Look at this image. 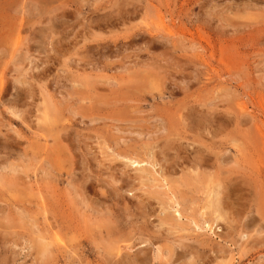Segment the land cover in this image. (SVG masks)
<instances>
[{"label": "rangeland", "instance_id": "374dc122", "mask_svg": "<svg viewBox=\"0 0 264 264\" xmlns=\"http://www.w3.org/2000/svg\"><path fill=\"white\" fill-rule=\"evenodd\" d=\"M22 4H27L26 8L20 7ZM122 11L136 12V16L115 25H93L105 13ZM48 26L51 28L43 37L40 53L32 43V33ZM129 30L134 36L127 38ZM115 39L117 46L110 42ZM84 45L95 46L93 55L83 53ZM100 46H107L108 50L103 51ZM18 53L28 56L32 65L38 68L25 75L29 97L24 105L17 104L16 108L22 116L29 118L34 129L40 128L43 123L38 109L43 95L55 93L53 102L63 111V120L72 118L79 139L88 149L91 168L99 173H107L98 162L106 160L110 153L106 145L101 144L106 133L120 138L124 149L146 156L149 151H154L151 146H158L160 142L174 140L183 147L190 143L181 139V134L190 136L181 126L167 125L164 111L170 110L171 114L178 105L188 103L199 110L225 115L221 125L218 124L221 119L211 120L210 116L212 128L219 125V130L212 138L206 132H198L197 140L216 142L214 152L231 161L224 164L225 169L232 170L235 165L229 178L236 182L233 193L237 198L233 210L220 211L221 216L214 217L215 220L205 216L206 221L199 209L206 194L195 193L192 188L185 200L182 194L180 196L181 191H187L176 184L181 167H176L175 174H166V164L160 159L153 168L146 166L143 173L134 171L124 160L116 161L118 170L123 169L129 176L140 177L138 174L141 173L142 177L133 182L122 176L126 180L123 190L118 191V204L113 208L119 213L128 209L129 214L124 217L125 224L116 236L107 238L102 228L91 227L94 218L67 186V164L63 163L59 168L50 161L52 158L47 150L51 146L50 138L31 135L26 141L23 136L8 133L19 142L18 148L26 159L22 162L14 156L6 158L7 163L19 166L17 174L22 178L15 187L0 184V264H111L107 261L117 253L112 249L113 240L116 241L113 246H119L122 253L132 256L139 252L138 256L147 258L148 264L172 261V241L185 243L183 245L189 246L187 251L192 254L186 256L185 262L180 260L177 264H264V151H261L264 150V0H0V97H6L7 88L18 77L11 72L12 65L8 62ZM86 56L91 57L88 58L91 62L86 61ZM74 74L91 75L93 87L98 90L86 97L87 88L73 80ZM130 74L140 77L129 88L131 97L127 100L120 97L130 109L122 120L116 121L118 117L110 113L112 95L105 96L111 88H117L114 78L129 77ZM37 76L43 79L38 80ZM170 90L173 92L168 94ZM94 93L104 95L103 99L108 102L104 101L101 107L108 116L116 118H102L96 115L95 108L93 113L88 110L90 103L98 102ZM142 96L144 99L140 100ZM240 105L247 108L246 115L241 112ZM2 112L5 121L6 113ZM173 118L178 120L179 116ZM18 124L14 120L13 129L19 131ZM3 134H6L5 129H0V138ZM210 161H213L212 156ZM49 162L54 166L52 174L44 172L43 164ZM93 193L104 199L97 189H93ZM167 197L179 202L178 205H172ZM162 204L169 206L165 207L170 213L175 209L183 213L180 218L173 216L175 221L172 223L176 225L161 223ZM19 208L24 209L22 216L16 214ZM250 222L260 226L261 230L255 232L254 228H249L250 232L245 227ZM32 225L39 231L38 236L43 239L48 252H42L38 247V236L32 234ZM243 226L247 229H242ZM176 251L184 253L179 248Z\"/></svg>", "mask_w": 264, "mask_h": 264}, {"label": "bare ground", "instance_id": "6f19581e", "mask_svg": "<svg viewBox=\"0 0 264 264\" xmlns=\"http://www.w3.org/2000/svg\"><path fill=\"white\" fill-rule=\"evenodd\" d=\"M20 2H21V0H20ZM24 5L25 4H22V5H20V7L23 6V7L26 8V5L27 4L25 6ZM14 8L16 9V7H14ZM130 11H132V9ZM26 14H27V16H29V14H30L29 11ZM135 14H136V12L135 13L134 12H124L123 13V11L122 12H115V13L108 12V13L103 14L100 17L99 20L97 19L96 22H94L93 25H95V27L96 26L104 25V27H105L106 25H115L117 23H123V22L127 21L128 18H131L132 16H136ZM62 18H64V17H62ZM20 20H22V19H20ZM53 21H55V20H53ZM33 23L35 24V22H33ZM43 27H44V25H43ZM50 28L51 27H49V26L47 28H45V29L44 28H40L39 30H35L36 32H33L32 33V39L31 40H32V43H33L36 51H39L40 53H42V51H43V45H44L43 37L45 36L46 32L50 30ZM169 30H171V29H169ZM180 32H182V31H180ZM28 33H30V32H28ZM127 33H128L127 34L128 35L127 38H130V37L134 36V32L132 30L127 31ZM173 34H175V33H173ZM187 34H189V33H187ZM110 42H111L112 45L117 46L116 45L117 44V40L116 39L115 40H111ZM206 42H204V43H206ZM33 45H30V46H33ZM190 45H192V44L190 43ZM47 46H49V45H47ZM24 47H25V45H24ZM105 47L100 46V49H102V50L103 49L108 50L107 49V46H105ZM93 48L95 49V46L94 47H90V46H85L84 45V48L82 49V51H83V53H89L90 55H93V51H94ZM197 49H199V48H197ZM26 50H28V49H26ZM113 50H111V51H113ZM18 52H19V50H18ZM8 53H7V55H8ZM96 53L97 52H95V54ZM108 53H110V52H108ZM117 53H118V51H117ZM21 54L18 53V54H15L13 56V58H11V59L8 58V59H10L8 61L9 64L11 62V65H12V71L11 72L18 74V77H16L15 79L13 78L14 79L13 80V84H11V86L7 88V91L8 92L6 94V97L5 96L4 97H0V129H5V131H6V134H3L1 136V138H0V141H1L0 142V154L3 155V156H0V184L1 185L2 184H7L8 187L9 186L15 187V185H18L17 184V181L18 180H21V178H22V177H20V175L17 174V168L19 166L18 165L17 166L16 165H12L13 163L12 164L7 163V159L6 158L9 157V159H10L11 156H14L15 158H17L18 160H20L22 162L26 159L24 153H22L19 150V148H18L19 142H17L8 133H12L15 136L20 137V138H22V136H23V139H25L26 141H29V139H30L29 136L35 135L36 137L40 136V137H43L44 139L50 138L51 146L47 149L50 152V156L52 158L50 161L53 163V165L55 164L59 168L63 165V163L67 164V167L68 168H67V170L65 172V181L67 183V186L72 190L73 196L76 198V200L78 201V203L81 204L87 211H89L90 212V215L94 218V221L95 222L92 223V226L91 227H96V228L99 227V228H102L105 231V236L107 238H110V236H116V234L119 232V230L121 229V227L125 224L124 217L129 214L128 213V211H129L128 209H125V210H123L122 212L119 213V211H117V209H114L113 208L114 206H117V204H118V201H117L116 197L119 196L118 195V191L121 190V189L123 190V184H124V181L126 180L122 176L125 175L126 178L132 179L133 182H134V180H136V179L139 180L142 177L140 175L141 173L138 174L140 177L135 176V175L129 176V175L126 174L127 172L124 171L123 169H119L118 170V168H120V167H117V164L115 163L116 161L124 160V163H126L127 165H130L131 168H134V171L143 172V173L146 171L144 169L146 166H149V167L152 166V168H153L155 165H157V163L159 164V160L160 159H162L165 162V164H166V166H165V172H164L166 174H170V175L175 174L176 167L179 166V167H181L180 168V171H179V173H181V175H179V179L176 181V184H177V186L179 188H183V190H187V191H181L180 190L181 191L180 192V196L182 194L181 197H183V200H185L184 197L187 196V194H188L187 192H192V188H194V192L195 193L196 192H201L203 194H206L205 195L206 196L205 201H203L204 203L201 206L202 208H199V209H201V211L202 210H207V212H205V213H204V211L201 212L199 210L200 213L202 215H204V217L205 216L206 217H210V218L212 217L213 219H214V217L215 218H219L221 216V214L219 215V212L220 211L224 210V212H225V211L233 210V204L235 202L234 199L237 198V197H235V194L233 193V191H235V188H236L237 185H235L236 182L234 183L232 177L229 178V176H230L231 173H233V169H234V166L235 165L233 166V169L232 170L225 169V167H224L225 165L224 164H229V162L231 163V161L227 157L225 158L224 155H220L219 153H215L214 152L216 150V147H215L216 146V144H215L216 142L214 143L213 141H209L208 143H205V142H199L197 140V138L200 137V135H199L198 132H201V133L202 132H206L208 134V136L210 135V138H212L213 135L215 134V132L217 130H219L217 127L219 125H221L220 123L224 120L223 119V116H225V115L222 116V114H220V113H216V112L215 113L214 112L211 113V112L206 111V110L205 111L199 110V109L195 108L194 106L189 105L188 103H185V104H183L181 106L178 105L176 107L174 113H171L170 114V110L164 111L163 112L164 113L163 116L166 117V118H168L167 125L168 126H171V127L175 126L176 128L178 126H181L184 130H186L185 132H187L188 134H190V136L181 134V139H183V140H185V139L186 140H189L190 143L187 144L185 147H183L182 144H179V143L174 142V140L172 142H166V141H164L163 143L160 142V145H158V146L156 144H155V146L152 144L153 146H151V145L150 146H151V148L153 147L154 151H152V150L149 151V154L147 153L146 156L145 155L142 156L139 152H137L135 150L124 149L120 145V142H121V141H119L120 138L119 139L118 138L115 139L114 136H108L110 134L106 133V135L102 136L103 139H101V144L103 146L105 144L106 145V149H109L110 150V153L106 156V158L108 160L105 157H102L103 159H106V160H99L98 162L104 168V170L107 171V173L106 174L99 173V172H97L99 170H94L93 168H91L92 165L90 163V160L91 159L89 160L90 157L88 158V154H89L88 153V149H87L85 143L83 144V141L79 139V135L80 134L77 132V129L75 130V128H76L75 125L72 124V122H71L72 121V118H70L71 119L70 120V119H66V117H65V119L63 120V117H62L63 116V114H62L63 111L60 109V107L58 106V104H56V103L53 102L52 97L55 95V93L53 94V96L46 95L45 93H44L45 95H43V99H42V103H41V108L38 109V113L40 114L39 117L41 118V122L43 123L42 124L43 126L40 127V128L34 129L33 125H31V123L29 122L30 121L29 118L26 117V116H22V113L18 110V107L16 108V105L17 104L24 105L26 98L29 97V93L27 91V82L25 81V78L24 77H25V75L27 74L28 71L31 72V70L33 68L34 69L36 68L35 66L32 65V61L30 60V58L28 56L25 57V56H23V54L22 55ZM104 54H105V52H104ZM204 55H205V53H204ZM108 56H110V55H108ZM101 57H102V55H101ZM85 58H86V61H88V63L91 62L88 59V58L91 59V57H87L86 56ZM220 60H218V61L220 62ZM96 64H95L96 66L99 65L98 63H96ZM182 64H183V62H182ZM95 65H93V66H95ZM90 68H91V65H90ZM92 68H94V67H92ZM150 74L151 73H149L147 75L149 76ZM39 76H37L36 79L40 80L42 78V77L40 78ZM72 77H73V80L74 81H76L78 83H81L82 85L85 86V88H87V91H85L86 97L89 98V95L91 93H93V91L96 92V90H98L96 87L95 88L93 87V84H92V81H91L93 79V77L91 75H84L83 76L81 74L80 75L79 74H74ZM139 77H140V75L130 74L129 77L128 76L127 77L118 76V78H114V80L117 81L116 82V85H115V86H117V88L116 87L115 88H111L108 91V94L105 97L108 98V97H110L109 96L110 94L112 95V101L113 102L110 103L111 106H112V108L110 107L111 108V110H110L111 112L110 113H112L113 115H115L116 117H118L117 119H115L116 121L122 120V117L125 116V115H127L129 113V112H127L128 109H130L129 106L126 105V102H125V105H124V103H122L120 101V97L123 96L125 98V100H127L128 97H131L130 96V93H129V88H131V86H132L133 83L135 84L136 79L137 78L139 79ZM119 82H123V84H120ZM1 86H2V83L0 82V87ZM172 92L173 91L170 90V93H168V94H171ZM93 95L96 96L98 102L97 103H94L95 107H94L93 103H90L89 106H88V110L89 111H92V113H93V110H94L93 108H95V110H96L95 113H96V115L98 114L99 117H102V118L104 117L105 118L107 116L109 118H113L114 117L113 115L112 116H108L106 114L107 111H105V108H102L101 107V106H103L104 101H106L105 99H103L104 95L102 94L103 95L102 96L99 93H94ZM90 98H91V96H90ZM143 99H144L143 96L140 97V100H143ZM262 99H264V98H262ZM80 101H82V100H80ZM110 101H111V99H110ZM106 102H108V100ZM120 102L123 105H121ZM239 108H240V110H241V112L243 114H245V115L247 114V112H246L247 111V108L244 105H240ZM2 111H5L4 114L6 113V116H7L5 121H4L5 116L3 115V112ZM67 114H68V112H67ZM169 114H170V116H167ZM174 115H178L180 120L179 119L178 120L177 119L175 120L173 118ZM210 116H212L211 117V120L221 119L219 121V123H218L219 125L217 127L212 128L213 125L211 124V120L209 119ZM116 117H114V118H116ZM230 117H224V118L230 119ZM233 119H234V123H236L237 122V117L234 116ZM14 120H17L19 122V124H18L19 131L13 129V127H12V123L14 122ZM224 122H222V123H224ZM165 125H166V123H165ZM223 127H225V126H223ZM166 129H168V127ZM262 141H263V138H262ZM45 142L47 143V140H45ZM157 144H159V141H158ZM99 145H100V143H99ZM217 145H219V143ZM181 148H183V150ZM261 151H264L263 148H262ZM250 152H251V150H250ZM143 154H144V151H143ZM210 156L213 157V161L212 162L210 161ZM92 158H93V156H92ZM95 159H96V157H95ZM177 161H180L179 164L177 163ZM93 162H95V161H93ZM52 163L49 162V163H44L43 164V166L45 167L44 172H46V174H52L54 172V168H53L54 166L53 165L51 166ZM254 164H257V163L254 162ZM62 169H64V168H62ZM147 169H149V168L147 167ZM205 169H208V170L210 169L212 171L205 172L204 171ZM121 170H123V171L121 172ZM185 170L187 172L186 173H183V171H185ZM149 171H151V170H149ZM108 179L110 181H108ZM158 182H159V180L157 181V183ZM116 183H118L120 185L119 186L113 185V184H116ZM247 183H249V182L247 181ZM162 187H163V185H162ZM93 189H97V191L103 196L102 198H104V199H101L100 197H98V195L94 194L93 193ZM212 194H214V195L212 196ZM168 199L170 200V202H171L172 205H175V204L178 205V203H179V202L173 201L172 198H170V197ZM108 201H110V204H107ZM72 204H73V202H72ZM165 206H163V204H162L161 209H160L162 212H164L163 213L164 215L162 214L163 217L160 218L161 223L164 224L165 226H167V225L168 226L176 225V223H172V221H175V219H174L173 216L176 215L177 218H180V217H182V214L183 213L181 214L180 212H178L177 209L173 210V212L170 213L168 211V209H166V207L168 205L166 207ZM45 209L47 210V208H45ZM75 210H77V209H75ZM118 210H120V209H118ZM23 211H24L23 208L17 209V212H16L17 216H22V213L24 214ZM2 212H4V210ZM206 217H205V219L207 221V218ZM210 218H208V219H210ZM214 220H212V222ZM56 222L59 225L60 222L59 221H56ZM257 222L258 221H256V223ZM83 223H81V224H83ZM150 223H152V222H150ZM90 224H91V222H90ZM212 225H214V224H212ZM85 226H86V224H85ZM244 226H243L242 229H245V227H247L248 230H250L249 228H251V229L254 228V231L255 230L256 231L261 230V227L260 226H258L257 224H253V223H251L250 225L248 224L245 227ZM194 227H197V225L194 226ZM207 227H208V225H207ZM178 228H181V227L178 226ZM59 229L62 230L60 227H59ZM263 229L264 228H262V230ZM83 230H84V228H83ZM251 231L252 230H250V232ZM31 232H32L33 235H37L38 236L39 231H37V228H36L35 225H32ZM245 237H243V238H245ZM55 238H57V237H55ZM55 238H52V239H55ZM118 238H119V236L117 237V239ZM42 240L43 239L40 236H38L37 245L42 250V252H48L49 250L46 249V247L43 245ZM115 244H116V241L113 240L112 241V249H116V251H117L116 256L111 257V259H109L107 261V263H111V264H148V259L147 258H145V257H139L138 256V253L139 252H137L135 254H132V256H128V255H126V254H124V253L121 252L122 249L120 250L119 249V246H116V247L113 246ZM183 244H185V243H182L181 244L178 241L177 242L176 241L170 242L171 253H172V256L174 255V257H173V260L172 261H170L171 259H169V262L167 264H175V263L177 264L180 260H184L186 258V256L192 255L189 251H187V248L189 246L187 247L186 245H183ZM198 247H195V248H198ZM176 248H179L180 251L181 250H184V253H178L176 251ZM189 249H190V247H189ZM191 249H193V248H191ZM140 253H142V252L140 251ZM219 253H221V252H219ZM184 262H185V260H184ZM204 262H207V261H204Z\"/></svg>", "mask_w": 264, "mask_h": 264}]
</instances>
